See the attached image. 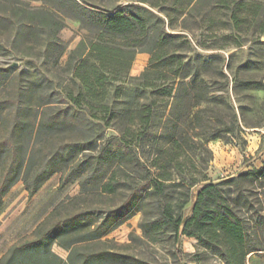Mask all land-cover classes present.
<instances>
[{"label": "trees", "instance_id": "1", "mask_svg": "<svg viewBox=\"0 0 264 264\" xmlns=\"http://www.w3.org/2000/svg\"><path fill=\"white\" fill-rule=\"evenodd\" d=\"M64 18L86 32L68 52L59 38ZM181 32L203 37L197 45L207 49L247 37L264 44V0H0V56L44 64L26 81L22 70L0 66V207L18 182L28 198L57 172L59 187L79 186L68 206H56L0 264H147L90 248L136 213L141 236L129 234L130 243L192 237L222 264H247L248 254L264 250V204L259 196L248 202L262 187L264 165L217 182L206 175L209 140L264 123L231 102L229 84L233 92L264 91V79L251 59L231 75L230 57L188 58L195 49ZM138 53L148 54L147 65L130 76ZM106 128L116 134L107 137Z\"/></svg>", "mask_w": 264, "mask_h": 264}, {"label": "rangeland", "instance_id": "2", "mask_svg": "<svg viewBox=\"0 0 264 264\" xmlns=\"http://www.w3.org/2000/svg\"><path fill=\"white\" fill-rule=\"evenodd\" d=\"M29 4L39 7L40 2L30 1ZM65 27L60 31L59 38L66 46L67 52L72 49L81 37L85 35V30L80 27L78 21L64 18ZM188 35L195 49L188 55V58L194 59L195 54L199 53L203 58L209 56H220L231 60L232 73L241 72L239 65L248 59L256 62L255 72L264 79V44L251 41L250 38L243 39L241 45L236 46L231 42L230 46L225 49H207L197 45V41H203V37L193 36L190 33L181 32ZM242 40V39H241ZM260 42H264V35H260ZM67 54L61 59L64 64ZM148 54H136L131 68L130 76H137L144 69L148 62ZM34 65L43 70V62L34 57H23L16 54H8L0 56V66H8L15 71L22 70L27 76L25 81L31 79L34 73ZM192 66L196 67V63L192 62ZM59 70L50 67V75H58ZM211 72H215L214 69ZM227 73V71H225ZM229 76V74H228ZM55 84L59 83L57 77H54ZM233 84H229V96L232 103L235 100L242 105L248 106L251 110L256 111L248 113L249 118L253 119L257 116H264V91L240 89L231 90ZM115 131L110 128L105 129V135H115ZM212 152V159L208 164L206 175L208 181L217 182L221 179L236 176L237 174L250 170L252 168H261L264 165V123L262 126L243 127L233 135L221 136L220 138L209 140L207 143ZM137 152V147H136ZM60 172L55 173L47 182V185L34 198H28L21 195V185L16 186L11 194L5 199V204L0 207V253L6 247L26 239L33 238L36 228L41 222H37L44 211L45 202L61 200L57 205L68 206L69 200L76 197L79 193V186L76 182L68 183L59 187ZM204 182L196 184L191 189V201L186 205L183 212L184 216L190 214L191 205L194 201L197 190ZM256 196H259L264 204V179L262 187L256 186L249 193L248 202L254 203ZM4 202V201H3ZM96 204V203H95ZM98 204V201H97ZM81 206V204H77ZM78 206V207H79ZM83 206V205H82ZM73 207V206H71ZM71 207H68L69 209ZM248 212H244V216L248 218ZM45 218V216H44ZM43 218V219H44ZM250 227H256L253 217H250ZM140 214L134 216L119 224L110 230L102 240L104 243L95 246V250H111L120 254H133L136 258H140L147 264H222L220 255L213 250L202 245L197 239L186 236H179L176 243L169 240L164 243L149 245H137V242L130 243L129 234L141 236L138 222ZM43 221V220H42ZM263 235H264V226ZM52 250L63 259L67 257V251L53 244ZM247 264H264V250L255 254L250 253L246 256Z\"/></svg>", "mask_w": 264, "mask_h": 264}, {"label": "crops", "instance_id": "3", "mask_svg": "<svg viewBox=\"0 0 264 264\" xmlns=\"http://www.w3.org/2000/svg\"><path fill=\"white\" fill-rule=\"evenodd\" d=\"M47 182L48 181H46L42 186H41V188L32 196V197H30L31 199L32 198H34L36 195H37V193H39L41 190H43L44 189V187L47 185ZM18 185H21V189H22V191H21V195H23V196H26L27 197V191H26V189H25V187L23 186V184H22V182H18V183H16L10 190H9V192L3 197V204H5V199L11 194V192L13 191V189L16 187V186H18ZM58 186H59V184H58ZM60 201L61 200H56V201H52V202H48V200H47V202H45V208H44V211H43V213L41 214V217L39 218V220L37 221V222H40V221H42L43 220V218H44V216L46 217L59 203H60ZM0 214H2V211H0ZM10 247V246H9ZM9 247H6L4 250H2L1 251V253H0V257L8 250V248Z\"/></svg>", "mask_w": 264, "mask_h": 264}]
</instances>
